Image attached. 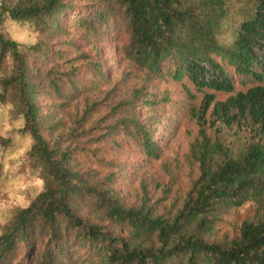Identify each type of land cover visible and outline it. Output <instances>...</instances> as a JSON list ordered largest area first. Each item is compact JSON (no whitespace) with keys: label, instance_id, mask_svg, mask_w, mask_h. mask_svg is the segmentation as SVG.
I'll list each match as a JSON object with an SVG mask.
<instances>
[{"label":"trees","instance_id":"16d2710c","mask_svg":"<svg viewBox=\"0 0 264 264\" xmlns=\"http://www.w3.org/2000/svg\"><path fill=\"white\" fill-rule=\"evenodd\" d=\"M177 89L198 131L168 161ZM129 150L159 171L127 175ZM12 164L42 186L0 214V264H264V0H0Z\"/></svg>","mask_w":264,"mask_h":264},{"label":"rangeland","instance_id":"374dc122","mask_svg":"<svg viewBox=\"0 0 264 264\" xmlns=\"http://www.w3.org/2000/svg\"><path fill=\"white\" fill-rule=\"evenodd\" d=\"M18 37L23 39H28L29 35L27 32L22 31L20 34H16ZM104 58L106 65L109 66L108 57H112L107 49H103ZM237 89H244L242 83L236 79ZM228 95L225 93H217L219 100L225 99ZM175 100L177 103L171 105L169 112L165 117L163 124H161L160 132L165 134L166 141L168 142V149L163 156V160L174 161L176 158L181 157L183 153H187L189 145L192 139L197 135L198 126L191 119L188 106L190 100L188 97L177 89L174 93ZM202 96L195 101L196 105L200 106ZM212 110L209 111L208 116L211 117ZM223 135L232 136L234 130H230L225 126L221 125ZM20 144H28L20 143ZM121 161L126 167L124 172L127 175L134 173L138 164H145L146 170L149 171H159L160 161L156 163H148L145 157L132 150L126 152L122 157ZM11 168V169H10ZM10 168H6L5 174L7 178L2 180L0 178V214L2 213L5 206H13L28 200L30 197L29 192L34 189L33 179L23 171L22 166L18 164H12ZM186 173L182 174V182L186 183L188 180L185 178ZM185 178V179H184ZM120 186L124 188L125 191L130 190V180L128 178L120 179ZM255 210V205L252 202L246 203L238 209L232 210L224 218V221L220 224L223 231H229L234 233L239 229L241 223L249 218Z\"/></svg>","mask_w":264,"mask_h":264},{"label":"clouds","instance_id":"9594fccd","mask_svg":"<svg viewBox=\"0 0 264 264\" xmlns=\"http://www.w3.org/2000/svg\"><path fill=\"white\" fill-rule=\"evenodd\" d=\"M9 107H11L10 105H9ZM34 184L37 186V187H40V186H42V181H40V180H35L34 181ZM6 221L4 220V219H2V218H0V224H3V223H5Z\"/></svg>","mask_w":264,"mask_h":264}]
</instances>
